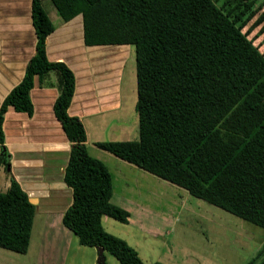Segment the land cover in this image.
Segmentation results:
<instances>
[{
  "label": "trees",
  "instance_id": "16d2710c",
  "mask_svg": "<svg viewBox=\"0 0 264 264\" xmlns=\"http://www.w3.org/2000/svg\"><path fill=\"white\" fill-rule=\"evenodd\" d=\"M62 21L81 15L85 45L133 51L135 140L95 141L116 158L264 230V0H49ZM34 52L0 102V163H9L2 121L8 106L32 115L33 76L56 90L52 104L69 143L62 181L71 202L61 216L78 243L101 247L119 264H146L102 218L126 224L110 203L104 164L86 151L80 120L67 112L73 71L46 57L53 30L42 0H30ZM34 206L10 177L0 191V248L25 253ZM264 251V243L257 252ZM264 261V258H263ZM150 264H163L152 262Z\"/></svg>",
  "mask_w": 264,
  "mask_h": 264
},
{
  "label": "crops",
  "instance_id": "0c3cea01",
  "mask_svg": "<svg viewBox=\"0 0 264 264\" xmlns=\"http://www.w3.org/2000/svg\"><path fill=\"white\" fill-rule=\"evenodd\" d=\"M50 20L54 28L46 36V57L64 62L75 77L68 114L76 116L83 126V118L116 110L119 106L118 85L129 46L85 45L80 14L62 21L56 13ZM34 43L30 0H0V102L21 79L34 52ZM55 97L54 88L40 87L37 76H33L30 89L32 115L27 116L8 106L2 121L3 146L8 152L9 163L8 167L0 163V188L3 189L0 191L7 188L13 177L34 206L26 252L17 253L20 257H30L31 264H74L76 257H69L70 251L83 246L61 223V216L71 202V190L62 181L69 143L52 111ZM86 141L85 135V145ZM110 180L109 201L127 210L131 208L129 204L140 207L136 202H122L120 199L126 194L120 189L114 191L111 174ZM130 218L129 213L127 222ZM104 221L103 217L102 227ZM150 233L156 235L159 232L155 229ZM87 248L91 255L87 258L88 264H96L95 247Z\"/></svg>",
  "mask_w": 264,
  "mask_h": 264
},
{
  "label": "rangeland",
  "instance_id": "374dc122",
  "mask_svg": "<svg viewBox=\"0 0 264 264\" xmlns=\"http://www.w3.org/2000/svg\"><path fill=\"white\" fill-rule=\"evenodd\" d=\"M42 6L54 18L56 11L51 2L42 0ZM260 49L264 50V44ZM126 58L118 85V108L82 119L87 153L107 166L114 191L120 189L126 194L120 199L122 202L140 205L123 208L131 215L126 225L104 217V230L124 239L146 264H264V251L257 254L264 243V230L93 145L95 141L137 138L135 71L130 47ZM155 229L158 234L150 233ZM87 247L90 246L70 251L69 257H76L74 264H88L91 255ZM102 256L103 264H119L108 252ZM30 262V257L0 248V264Z\"/></svg>",
  "mask_w": 264,
  "mask_h": 264
},
{
  "label": "water",
  "instance_id": "95a60500",
  "mask_svg": "<svg viewBox=\"0 0 264 264\" xmlns=\"http://www.w3.org/2000/svg\"><path fill=\"white\" fill-rule=\"evenodd\" d=\"M3 147H0V154L2 153L3 151ZM8 167V165H7ZM96 253H97V256H96V264H103V256H102V248L101 247H96Z\"/></svg>",
  "mask_w": 264,
  "mask_h": 264
}]
</instances>
